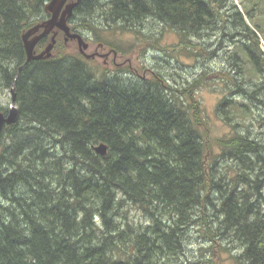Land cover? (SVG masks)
Wrapping results in <instances>:
<instances>
[{
  "label": "trees",
  "instance_id": "1",
  "mask_svg": "<svg viewBox=\"0 0 264 264\" xmlns=\"http://www.w3.org/2000/svg\"><path fill=\"white\" fill-rule=\"evenodd\" d=\"M47 1L0 0V94L14 81L18 110L0 129V264H183L192 227L203 264H215L218 246L228 256L218 264H264V135L232 123L252 111L250 98L264 109L260 86L249 92L217 74L246 96L218 101L233 131L212 139L193 94L204 72L177 93L154 71L126 83L68 48L61 30L49 57L24 64L22 34L49 16ZM226 4L78 0L68 23L102 40L153 17L195 45L188 35L213 28ZM236 14L251 42L238 47L261 72L256 30ZM101 142L105 155L94 149Z\"/></svg>",
  "mask_w": 264,
  "mask_h": 264
},
{
  "label": "rangeland",
  "instance_id": "2",
  "mask_svg": "<svg viewBox=\"0 0 264 264\" xmlns=\"http://www.w3.org/2000/svg\"><path fill=\"white\" fill-rule=\"evenodd\" d=\"M221 11L222 16L216 20L213 28L205 29L195 36L188 35L195 45L180 44L182 41L174 30L158 19L148 17L137 26V32L134 29L125 32L108 31L105 35L102 33L104 36L101 34L102 40H96L93 34H85V41L88 43L85 53H96L88 57L92 58L90 62L93 67L106 68L126 83L141 82L150 78L154 71L161 79L168 81L175 93L178 88L188 85L205 73L207 83L194 89L193 94L200 102L212 139L226 136L233 131V126L222 121L216 109L217 103L225 96L240 101L246 95L236 91L233 82L224 83L225 77L222 74L218 77L217 74L223 72L234 75L236 82L249 92L260 86L257 96L264 97V64L261 72L254 71L253 64L238 47L241 41H248L240 33L244 32L241 21L237 20L238 27L233 25V18L239 19L236 11L242 12L246 23L256 30L258 46L264 54V0H227L226 8ZM66 43L68 48L78 49L75 39H69ZM248 44L251 45V42ZM234 52H238L237 58ZM237 63H241L240 69ZM143 66L146 70L142 69ZM251 100L254 99L250 98L249 101L252 111H247L232 123H238L235 125L238 131H248L253 136L256 133L264 135L263 106L257 101H253V104ZM10 103L11 96L5 90L0 94V106L7 107L8 110ZM133 215L138 217L136 212ZM189 230L183 264H203L204 255L201 256L202 250H199L205 245L203 239L196 232V228ZM217 248L210 263L218 264L228 257L222 247Z\"/></svg>",
  "mask_w": 264,
  "mask_h": 264
},
{
  "label": "water",
  "instance_id": "3",
  "mask_svg": "<svg viewBox=\"0 0 264 264\" xmlns=\"http://www.w3.org/2000/svg\"><path fill=\"white\" fill-rule=\"evenodd\" d=\"M78 0L67 2V0H48L45 4V10L49 12V16L39 23L28 28L22 34V41L25 49L26 59L25 63L32 59L47 58L51 55V50L56 42L57 30H61L64 33V40L75 39L79 51L86 57L94 56L95 53L86 54L85 49L88 47V43L84 40L83 36L78 32H73L67 23L68 18L73 13L74 7L77 5ZM51 33L50 41L40 51H35V46L38 41ZM22 65L18 67V71ZM11 103L8 106L7 112L4 114L0 111V129L4 124H13L17 120V106L15 105V93H14V81L10 88ZM97 153L105 155L106 144L99 143L94 146Z\"/></svg>",
  "mask_w": 264,
  "mask_h": 264
},
{
  "label": "flooded vegetation",
  "instance_id": "4",
  "mask_svg": "<svg viewBox=\"0 0 264 264\" xmlns=\"http://www.w3.org/2000/svg\"><path fill=\"white\" fill-rule=\"evenodd\" d=\"M70 1H74V0H67V2H70ZM72 15V14H71ZM68 20H69V18H68ZM67 20V21H68ZM80 34H81V32H79ZM82 35V34H81ZM83 36V35H82ZM84 38H85V36H83ZM96 54V53H95Z\"/></svg>",
  "mask_w": 264,
  "mask_h": 264
}]
</instances>
